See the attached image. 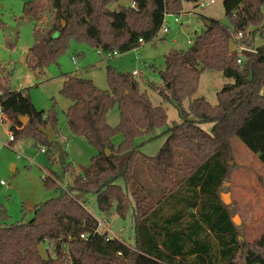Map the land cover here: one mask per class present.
<instances>
[{"label":"trees","instance_id":"trees-1","mask_svg":"<svg viewBox=\"0 0 264 264\" xmlns=\"http://www.w3.org/2000/svg\"><path fill=\"white\" fill-rule=\"evenodd\" d=\"M119 1L25 2L23 18L35 24L29 68L45 73L49 65L58 64L72 40L102 52L135 49L157 37L165 13L183 10V0H134L136 8ZM114 2L117 7L110 8ZM223 5L228 23L209 18L210 24L187 49L165 54L164 68L150 65L161 84L152 81L149 87L171 102L180 117L164 130L167 138L156 155L142 153L141 144H135L136 138L151 136L155 129L168 125L165 109L153 105L141 89L142 72L137 78L108 66L107 89L90 78H66L60 93L71 100L65 111L67 123L97 153L78 174L67 160L62 167L74 174L73 185L36 204L31 219L9 223V214L0 206V264H264V232L254 242L241 240L223 198L237 167L234 138L264 165V42L256 43V36L264 38V0H223ZM45 12L53 17L46 30L41 25ZM239 33L241 38H237ZM231 38L235 48L230 52ZM241 45L251 50L239 51ZM208 70L221 71L234 81L218 91L217 104L200 96L186 107L184 102L193 97L202 73ZM0 105L14 141L31 138L56 155L55 140L38 130L46 127L54 129L55 139L65 147L55 107L38 109L27 89H12L1 80ZM115 105L120 121L112 126L107 116ZM20 116L29 118L27 125ZM204 123L213 124L211 131L202 127ZM118 134L123 140L116 145L113 138ZM186 154L195 163L186 162ZM138 158L151 163L160 176V198L136 182ZM45 184L51 187L57 180L47 176ZM156 191L161 189L156 187ZM91 194L106 218L113 213L124 218L133 209L135 246L98 230L99 220L86 207ZM82 234L88 236L82 238ZM41 243L49 252L47 261L39 255Z\"/></svg>","mask_w":264,"mask_h":264},{"label":"rangeland","instance_id":"rangeland-1","mask_svg":"<svg viewBox=\"0 0 264 264\" xmlns=\"http://www.w3.org/2000/svg\"><path fill=\"white\" fill-rule=\"evenodd\" d=\"M27 1L0 2V79H4L12 89H27L38 109L48 111L55 107L59 117L60 135L65 142L67 160L72 163L75 174L82 173L84 167L91 163L97 149L84 136L74 135L67 123L65 111L71 100L60 93L67 75L92 78L98 87L107 89L108 66L132 73L135 69H140L144 77V81H141L142 91L147 92L153 105L164 108L168 115L166 127L155 129L151 136L135 139V144H141L142 153L153 156L158 153L167 138L164 130L174 122L180 121V117L177 108L171 102L149 87L154 78H156L154 82L161 84L158 73L153 71L150 65L164 68L165 54L171 49H187L205 28V20L213 18L228 23L223 0H215L214 3L204 5L198 4V0H183V10L178 14L170 13L166 17L169 32L160 31L151 42L108 57L100 48L72 40L58 64L49 65L45 73H36L27 64L29 49L35 40L34 22L23 18V7ZM123 1L126 4L131 2ZM116 7V2L110 4V8ZM176 16L180 17L179 24L174 22ZM52 18L49 12L44 13V24H41L44 30L50 26ZM263 42L264 38L256 36L257 45ZM73 56L76 57V62ZM136 77L140 78V74ZM233 81L224 77L221 71H204L196 93L184 104L187 107L194 98L203 96L215 105L218 102V91L223 85ZM107 120L112 126L119 123L120 113L117 105L110 109ZM9 125L10 121L6 117L0 127V206L5 207L10 216L9 223H12L31 219L36 204L59 195L63 189L69 190L73 185L74 174L64 171L58 153L55 158L48 153H42L39 144L31 138L8 143ZM202 127L211 131L213 124L204 123ZM151 137L154 138L149 139ZM122 140V134L113 138L116 145ZM232 144L237 167L231 173L229 191H224L223 195L228 200L232 216L236 217L241 233L240 239L252 242L264 231V176L260 172L262 167L259 158L249 149L250 152L247 151L239 139L234 138ZM184 159L188 163H195L187 154ZM49 175L57 180V184L51 187L45 184V178ZM134 177L137 183L151 190L156 199L161 197L163 191L161 178L151 163L138 158ZM119 183L124 185L123 179H120ZM156 187L161 191L157 192ZM86 207L99 221L104 222V226L99 229L100 232H107L110 237H117L131 246L136 245V224L132 208L124 218L113 213L110 215V221H107L106 215L99 210L95 195L88 196Z\"/></svg>","mask_w":264,"mask_h":264},{"label":"water","instance_id":"water-1","mask_svg":"<svg viewBox=\"0 0 264 264\" xmlns=\"http://www.w3.org/2000/svg\"><path fill=\"white\" fill-rule=\"evenodd\" d=\"M119 3H122L124 6H126V3L123 2L122 0L119 1ZM209 24H210V21L205 20V25H209ZM234 48H235L234 40L231 38V39H229V48L228 49L231 52L232 50H234ZM20 119L23 122L24 126L27 125V123L29 122V118L27 116H20ZM38 130L41 133L45 134L49 138L50 141L55 140V143H56L57 148H58L59 162L61 165H65L67 162L66 150H65L64 146L58 140L55 139L56 134H55L54 129L53 128H46V127H39ZM109 153H110V151L108 149H106V154L109 155ZM223 198H224V195H223ZM224 200L227 204L228 200H226L225 198H224ZM234 222L236 224H238L236 217H234ZM38 252H39V255H40L42 260H44V261L49 260L50 255H49V252H48L44 243H41L38 246Z\"/></svg>","mask_w":264,"mask_h":264},{"label":"built area","instance_id":"built-area-1","mask_svg":"<svg viewBox=\"0 0 264 264\" xmlns=\"http://www.w3.org/2000/svg\"><path fill=\"white\" fill-rule=\"evenodd\" d=\"M198 1H199L198 4H200V5H204V4H209V3H214V2H215V0H209V1H206V0H198ZM130 5H131L133 8H136V2H135L134 0H132V1L130 2ZM168 14H169V13H165V14H164L163 24H162V27H161V29H160V31L163 32V33H168V32H169V29H170V27H169V22L166 20V17L168 16ZM174 22H175L176 24H179V23H180V17L176 16V17L174 18ZM242 36H243L242 33H239L238 36H237V38H241ZM191 41H192V40H191ZM243 50H251V49L248 48V47H246V46H244V45L239 46V51H243ZM101 52H102V51H101ZM106 55H107L108 57H114L115 55H118V51L106 52ZM73 60H74V62H76L75 58H73ZM239 61H240V60H239ZM140 73H141L140 69H135V70L133 71V74H134L135 76H136V75H139ZM6 117H7V116H6V114L4 113L3 108H2L1 105H0V127L2 126L3 121L6 119ZM12 142H14V135H13V133H11V132L9 131V139H8V143H12ZM8 145H10V144H8ZM39 149H40L41 152H46V148L43 147V146H40V145H39ZM107 221H110V217H107ZM103 226H104V222H103V221H99V222H98V230H99L101 227H103ZM87 236H88V234H82V235H81L82 238H86Z\"/></svg>","mask_w":264,"mask_h":264},{"label":"crops","instance_id":"crops-1","mask_svg":"<svg viewBox=\"0 0 264 264\" xmlns=\"http://www.w3.org/2000/svg\"><path fill=\"white\" fill-rule=\"evenodd\" d=\"M196 1H197V0H196ZM73 58H75V60H76V57H75V56H73ZM68 76H70V75H67L66 78H67ZM66 78L64 79V81L66 80ZM90 79H92V78H90ZM155 79H156V78H154L153 81H155ZM0 80H1L3 83H5V84L7 85V83H6V81H5L4 79H3V80L0 79ZM92 80H93V79H92ZM93 81H94V80H93ZM142 81H144V77H143V80H142ZM63 83H64V82H63ZM8 86H9V85H8ZM9 87H10V86H9ZM16 90H20V89H16ZM35 106H36V105H35ZM69 106H70V105H69ZM69 106H68V107H69ZM36 107H37V106H36ZM41 110H44V109H41ZM9 126H10V125H9ZM9 129H10V127H9ZM12 143H13V142H12ZM12 143H11V144H12ZM243 144H244V143H243ZM243 144H242V145H243ZM35 145H36V144H35ZM244 145H245V144H244ZM244 145H243V146H244ZM244 148H245L247 151L250 150L246 145L244 146ZM248 149H249V150H248ZM249 152H250V151H249ZM42 153H47V152H42ZM251 153H252V151H251ZM48 154L55 158V155H53L52 153H48ZM252 154H253V153H252ZM254 156H257V155L255 154ZM257 157H258V156H257ZM260 162H261V161H260ZM262 165H263V164H262V162H261L262 170H261L260 172H262V174H263V176H264V167H263L264 165H263V166H262ZM49 176H50V175H49ZM263 232H264V231H263ZM261 234H262V233H261ZM261 234H260V235H261ZM260 235H259L257 238H259ZM257 238H255L254 240H252V242H254Z\"/></svg>","mask_w":264,"mask_h":264}]
</instances>
